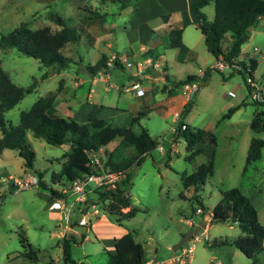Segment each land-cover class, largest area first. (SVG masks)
<instances>
[{
  "label": "rangeland",
  "instance_id": "rangeland-1",
  "mask_svg": "<svg viewBox=\"0 0 264 264\" xmlns=\"http://www.w3.org/2000/svg\"><path fill=\"white\" fill-rule=\"evenodd\" d=\"M136 2L139 0H129L125 3V7L121 8L118 3L102 6L98 0H0V39L2 35H7L23 23H28L32 28L44 25L52 29L58 28L49 19L50 13L58 14L82 33L78 43L69 44L63 51L76 63H71L59 72L54 67L41 65L35 58L22 55L14 48L6 51L0 48V65L14 83L28 86L34 79L37 81L33 92L27 94L17 105L5 112L6 122L18 125L22 111L28 110L38 97L49 92H56L60 87L62 90L57 93L56 101L63 104L67 101L73 109L77 101L84 95L86 97L91 88L98 89V92L109 102H115L122 95V92L119 93L115 87V84L121 81V75H125L121 70L115 69V74L109 77L107 83H100L97 86L86 82L81 87H76L75 82L79 84L77 78L84 81L89 77L85 65L96 63L102 53L107 56L112 52L125 54L127 40L123 26H128V28L131 26L132 15L134 20L136 19L134 12ZM150 3L154 7L157 6L153 0H150ZM94 10H98L102 17H95ZM204 13L208 20H212L213 5L209 4L204 8ZM152 19L154 17H151ZM105 24H114L116 27L114 39L109 40L112 45L108 46L103 36L98 42L94 40L90 42L87 35L95 32L93 27H97L96 32L100 33L103 32L100 26ZM187 24L189 25L185 36L193 48L190 53L182 52L178 61L174 60L176 49L162 48L161 51L167 60V70L174 78L181 80L186 79L188 74L198 73L199 69L208 70L205 77L207 81L191 95L192 106L181 118H179L180 109L178 107L185 97L182 92L167 94L160 89L159 85L153 93L154 101L149 102V97L146 98L142 107L146 114L141 118L140 124L148 129L152 138L157 139L159 144L140 165L135 164L129 170L128 194L132 204L139 211L133 218L120 224L116 221L115 214H106L108 211L104 209L105 205L100 200L96 205L98 214L90 217L91 227L86 233L88 238L82 242L70 244V256L76 264L79 262L83 264L106 263L104 252H111L112 246L109 243L99 244L95 236L99 232L109 239L112 236L109 225L133 230L136 240L144 246L147 259L155 254V249L158 256L164 253L174 255L179 252L180 249L173 252L172 246L190 229L187 226V220L194 221L196 226L200 223V216L192 213L190 197L194 194V190L183 188L180 175L191 173L197 165L209 161L212 154L214 172L198 192L207 209L205 215H209L212 207L219 200L220 191L240 187L243 193L251 198L258 212L259 221L264 225V150L258 161L248 164L246 162L250 139L252 137L264 138V129L259 133H254L250 129V122L255 112H264V105H257L254 101L256 98H252L253 90L248 91L247 74L243 76L240 73H232L231 69H212L211 65L215 63V58L204 46L200 30L190 22ZM249 46L250 48L259 47L264 55V32L255 36ZM256 62L257 68L253 74L252 83L256 87L255 91L258 92L257 99L263 101L264 57H256ZM109 70L112 71V69ZM44 73L47 74L46 78H42ZM115 75L120 78L118 82L115 81ZM74 92L77 93L76 97L73 95ZM169 98L172 100L166 102ZM123 101L128 103L129 98L122 97L120 102ZM153 102L167 105L151 108ZM238 104L240 108L229 118H222L229 108ZM56 105L57 102L54 108ZM181 121L191 127L210 131L215 136L216 143L214 145L209 141L201 143L202 150L193 160L185 158L187 152L185 142L181 137L174 138V141L177 140V145L172 146L170 150L172 128L178 127ZM126 122L124 123V120L113 121L114 124L119 125H125ZM27 139L35 151V161L33 170L24 171V173L28 174L33 171L38 174L42 173L44 181L50 185V175L52 172L59 171L62 156L69 151V146L67 144H47L43 139L34 137L30 131L27 132ZM118 142L119 138H116L107 148L112 150ZM159 146L167 151L166 155L160 153ZM3 155V158H0V168H4L5 172L14 177L23 176L25 169L17 153L6 149ZM167 155L170 156L169 161H167ZM56 187L58 185H54V188ZM46 193L38 187L14 190L11 187L8 188L6 183L0 184V264H11L10 260L24 251L19 241L20 228L24 229L33 248L40 250L39 258L34 264H63L62 240L55 235L59 222L48 210L50 201ZM75 217L76 214L71 213L69 220ZM208 224L211 225L209 229H200L197 232L201 240L195 243L193 256L202 244L211 242L214 238H233L240 234L237 224L227 222H208ZM224 249L228 250L220 254L219 251ZM211 250L218 251L216 255L223 260L224 264H249L250 262L242 252L232 246ZM229 251H235V254L232 256ZM257 258L259 262H264V251ZM15 262L29 264L22 256L17 257Z\"/></svg>",
  "mask_w": 264,
  "mask_h": 264
},
{
  "label": "trees",
  "instance_id": "trees-1",
  "mask_svg": "<svg viewBox=\"0 0 264 264\" xmlns=\"http://www.w3.org/2000/svg\"><path fill=\"white\" fill-rule=\"evenodd\" d=\"M98 1L102 6L118 3L121 8L125 7L122 0ZM209 4H213L214 7L212 20H208L203 12V8ZM190 10L197 17V28L203 35L207 51L215 59L222 55L230 63L232 73H240L243 76L247 74L248 78L253 80V74L257 68L256 60H238V56L241 48L249 39L251 29L257 27L261 20L264 21V0H194ZM93 13L95 17H102L98 10H94ZM166 16L163 15V19H166ZM49 19L58 28L52 29L48 25L32 28L28 23L20 24L7 35L1 36L0 48L4 51L14 48L22 55L37 59L43 66L54 67L58 72L67 68L71 63H76L63 51L69 44L78 43L82 33L76 26L70 25L58 14L50 13ZM262 30L264 32V24ZM182 33V26L169 25L167 47L182 48L184 46ZM226 35L230 40L227 50L224 51L221 42ZM87 36L92 42L93 37L90 34ZM153 53V50L147 51V55H152L155 60L157 55ZM115 56L113 66L123 68L118 60L119 56L117 54ZM108 60V56L102 53L96 63L86 64L85 70L90 76H95L99 72H107L111 68L108 65ZM207 74L208 70H205L200 86L207 81L205 79ZM46 77L47 74L44 73L42 78ZM194 79L197 77L188 75L186 79L174 82L172 88ZM36 85V79L28 86L17 85L0 65V152L6 149L15 151L22 159L25 170L28 171L33 170L35 161V151L27 139L28 131L34 137L43 139L47 144H67L69 151L62 156L59 171L51 173L50 185L44 181L42 173L38 174L33 171L38 177V188L46 191L49 199L57 194L54 185L79 180L87 174L99 171L101 167L95 165L93 161L95 157H98L100 161L104 156V169L122 171L126 178L113 191H100V199L102 201L109 200L106 210L111 215H116L118 223L122 224L123 221L133 218L139 209L132 206L128 194L129 170L135 164L140 165L159 144L157 139L152 138L148 129L140 124V120L146 112L139 110L133 116L126 117L125 125L114 124L113 119L107 118H89L86 121H81L74 117H63L56 114L54 110L59 88L56 92H49L38 97L28 110L22 111L18 125L7 123L5 112L17 105L27 94L33 92ZM246 86L250 92L252 87L247 81ZM254 101L257 105H264V100L254 99ZM243 102L242 104H244ZM191 106L192 99L190 98L183 105L179 118L186 114ZM238 108H240V104L229 108L222 118H229ZM182 125H185L184 129H181ZM250 129L254 133L263 131L264 112H255L250 122ZM174 134L176 138L181 137L184 140L187 160H193L197 154H200L201 143L205 141H209L213 145L216 143L215 136L210 131L191 127L183 121L176 127ZM116 138H119V142L112 150H109L108 145ZM263 150L264 138L252 137L246 155L247 164L258 161ZM169 160L170 156L167 155V161ZM213 172L212 154L209 161L197 165L191 173L180 175L183 188L194 190V194L190 197L192 213L199 215L201 219L207 209H205L198 192ZM220 193L219 201L211 209V219L214 223L237 224L240 234L233 238H214L211 242H207L205 247L212 249L232 246L250 260L249 264H264L259 263L257 258L264 251V225L260 223L258 212L251 199L243 193L240 187H231L220 191ZM124 208H128V210L123 211ZM19 241L24 251L13 257L10 260L11 264H28L15 262V259L20 256L26 258L29 264L36 263L40 250L33 248L22 228L19 230ZM78 242H82V239L79 241L74 237L62 239L63 264H76L70 256V244ZM114 246V253L104 252L106 254L105 264H145L148 261L143 245L135 240L133 230L124 233L115 241Z\"/></svg>",
  "mask_w": 264,
  "mask_h": 264
},
{
  "label": "crops",
  "instance_id": "crops-1",
  "mask_svg": "<svg viewBox=\"0 0 264 264\" xmlns=\"http://www.w3.org/2000/svg\"><path fill=\"white\" fill-rule=\"evenodd\" d=\"M122 1L124 3L129 2V0H122ZM153 1L157 3V6L154 7L150 3V0L149 1L139 0V2L135 3L136 7L134 8V12L136 15V19L134 20V17L132 15L131 26H129V28L128 26H123L124 27L123 30L127 40L126 41L127 51L123 55L117 52H112L110 54V55L117 54L119 56L118 60L122 64L123 68L113 66L114 65L113 62L110 68L112 69V71L108 70L105 74L104 72H99L95 76H90L86 72L87 75L89 76L86 80L83 81L77 78L79 84L75 82L76 87H81L86 82H89V85H93V86H97L100 83H107L109 77L115 74L114 70L118 69L125 74V75H121L120 77L121 81H119L120 78L115 75V81L117 82L119 81L117 84H115V87H117L119 93L122 92V95L118 97V99L115 102L111 103L106 98H104L100 92H98V89L91 88L86 97L84 95L77 101L75 109H73L72 106L67 101L63 104L62 102H58L57 100L56 108H54L56 114L63 117H74L81 121H86L89 118H107L113 120H124L126 117L133 116L137 111L142 110L146 98L149 97L148 100L149 102L151 100L154 101L153 93L154 90L159 85H160V89L167 94L181 92L180 87L182 85L176 88H172L173 83L180 81L181 79H176L169 74L167 70V60L165 58L166 56L163 54L161 49L168 48L167 40H168L169 25H177V26H182L183 28L182 41L184 46L182 48H177L175 50L174 60L175 61L180 60L182 52H186V53L191 52L190 50H192L193 45H190V43L188 42L185 36V33H186V28L189 25L187 23L190 22L197 27V17L190 10V6L194 0H153ZM208 6L209 5L205 6L204 8ZM204 8H203V12H204ZM163 15H167L166 19H163L162 17ZM151 17H154V19L151 20ZM96 28L97 27H93V30H95V32L90 33V35L93 37V40L95 42H98L100 38H102L103 36L104 41H106V44L108 46L112 45L109 40L114 39L113 37H115L116 27L114 26V24H110V25L105 24L100 26V28L103 30V32L100 33L96 32ZM261 33H263V30L262 27H260L259 25L251 29L249 39L241 48V51L238 56V60L247 61L249 58H253L256 60V57L258 56H254L251 54L252 47L250 48L249 43L253 41L255 36L260 35ZM201 36L203 38L202 34ZM229 40H230L229 36L226 35L223 41L221 42L224 51L227 50L228 48ZM149 49L153 50L154 51L153 54L157 55V58L155 60L153 59L152 55L150 54L147 55V51ZM241 54H243V57H241ZM110 55H108V59L110 58ZM123 59H126L128 61L127 64L123 63ZM144 59H151L152 63L160 64V65L162 64L163 72L160 71L158 68L153 67L151 64H147V63L144 64L143 62ZM211 66H213V64ZM204 72H205L204 70L199 69L198 73H191L188 75H194L197 77V79L194 80H200V82H202ZM101 74L103 76H101ZM132 81H139L141 88L144 91L143 95H137L134 90L128 89V86ZM147 84H149V86H147ZM105 89L107 90V88ZM60 90H62L61 87ZM255 90L256 87L253 86L251 89V91L254 93L252 95V98L255 97V95H257L258 93ZM73 95L76 97L77 93L74 92ZM122 97L129 98V102L128 103L124 101L120 102ZM188 99L189 98L185 95L180 106L178 107V109H180L179 110L180 112L182 110L183 105L187 102ZM171 100L172 98H169L166 102H170ZM151 105H152L151 108H160L162 106L165 107L167 104L166 103L163 104L161 102H156V103L153 102ZM166 113H170V112H166ZM174 138H176L175 134L172 135V138L170 140L171 143L170 144L171 147L169 148L170 150L172 149V146L177 145V140L174 141ZM3 151L0 152V158H3L4 156ZM5 171L6 170L4 168H0V184L6 183L9 188L10 184L5 179H7V177L12 175ZM24 171L26 170H23V173ZM30 175H34V172L28 174L24 173L23 176H16V177H28ZM132 206L134 205L132 204ZM210 214L211 211L209 215H204L202 219L200 217V222H202L203 218L206 221L205 227L203 228L204 230L209 229L211 227V225L208 224V222L211 221ZM187 226L190 229L197 227L196 223L192 220H187ZM109 227H110V232L112 234V236L109 239L103 237L99 232L96 233L95 237L98 240L99 244L109 243L112 246V251L110 253H114L115 241L130 229L127 227L122 228L115 225H109ZM205 245H206L205 243L202 244L201 247L197 250L196 255L192 257L190 264H224L223 260L216 255L218 251L214 252L211 249H207ZM226 250L228 249L220 250L219 253L224 254ZM229 252L232 253V256L235 254V251H229ZM171 255L172 254L164 253L163 255L158 256V252L155 249V254L151 258H149L146 263L169 264V258L171 257ZM259 263H264V262H259Z\"/></svg>",
  "mask_w": 264,
  "mask_h": 264
},
{
  "label": "built area",
  "instance_id": "built-area-1",
  "mask_svg": "<svg viewBox=\"0 0 264 264\" xmlns=\"http://www.w3.org/2000/svg\"><path fill=\"white\" fill-rule=\"evenodd\" d=\"M251 54L254 56L264 57L260 52V48L257 46H252ZM116 56L113 55L108 60V65H112ZM253 59V58H249ZM127 60L123 59V63L127 64ZM144 64H151L153 67L158 68L163 72L162 64L152 63L151 59H144ZM212 69H230V63L220 55L215 59V63L212 66ZM106 72H104L105 74ZM249 85L251 87L255 86L252 82L253 80L249 79ZM200 87V80L189 81L183 84L180 87L181 92L186 95L189 99ZM109 86L107 87V89ZM128 89L134 90L137 95H143L144 91L141 88L139 81H132ZM257 99V95H255ZM185 125L181 126V129H184ZM173 134L176 132V127L172 128ZM159 151L161 154L166 155L167 151L159 146ZM93 163L99 165L98 157L94 158ZM100 166V165H99ZM126 178L125 173L122 171H108L103 168H100L99 171L85 175L83 178L75 181L65 182L63 184H58L56 187L57 194L49 199L50 203L48 204V210L52 213L56 221H58V230L55 233L56 237L59 240L68 237H74L84 241L88 238L86 233L91 227V216L98 214L97 203L101 200L99 192L100 191H113L119 183H121ZM7 182L10 184V187L14 190H24L29 188L38 187V177L30 175L28 177H7ZM108 199L104 200V209H107ZM128 210L124 208L123 211ZM200 212V209H198ZM75 213L76 217L73 220L70 219V214ZM80 228V229H78ZM207 240V237L204 236ZM201 237L193 235L189 241L179 248V252L175 253L169 258V264H190V261L193 257L194 245L196 242L200 241ZM191 242V244H188ZM78 264H83L79 262ZM150 264V263H145Z\"/></svg>",
  "mask_w": 264,
  "mask_h": 264
},
{
  "label": "water",
  "instance_id": "water-1",
  "mask_svg": "<svg viewBox=\"0 0 264 264\" xmlns=\"http://www.w3.org/2000/svg\"><path fill=\"white\" fill-rule=\"evenodd\" d=\"M263 24H264V21L261 20V21L259 22V26L262 27ZM103 160H104V156H103V158L99 161V162H100L99 165H100L101 168L104 169ZM106 214H107V215H110L109 212H106ZM212 222H213V220L211 219L210 223H212ZM205 224H206V221L203 219L202 222H200V223L197 225V227L189 229V230H188V231H187V232H186V233L180 238V240L172 246V251H173V252H176L179 248H181L183 245H185L193 235H195L197 232L200 231V229H203V228L205 227Z\"/></svg>",
  "mask_w": 264,
  "mask_h": 264
}]
</instances>
